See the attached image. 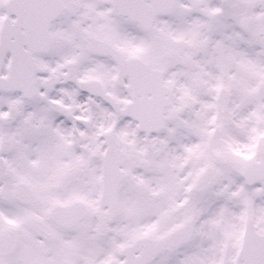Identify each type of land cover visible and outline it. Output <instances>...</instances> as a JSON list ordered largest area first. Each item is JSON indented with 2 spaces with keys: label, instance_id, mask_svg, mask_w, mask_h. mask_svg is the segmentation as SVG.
<instances>
[{
  "label": "snow or ice",
  "instance_id": "snow-or-ice-1",
  "mask_svg": "<svg viewBox=\"0 0 264 264\" xmlns=\"http://www.w3.org/2000/svg\"><path fill=\"white\" fill-rule=\"evenodd\" d=\"M0 264H264V0H0Z\"/></svg>",
  "mask_w": 264,
  "mask_h": 264
}]
</instances>
